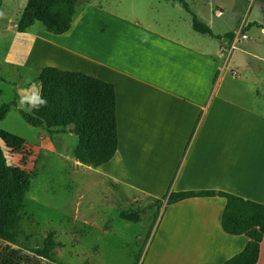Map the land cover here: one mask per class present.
<instances>
[{
	"label": "crops",
	"instance_id": "crops-1",
	"mask_svg": "<svg viewBox=\"0 0 264 264\" xmlns=\"http://www.w3.org/2000/svg\"><path fill=\"white\" fill-rule=\"evenodd\" d=\"M118 2L90 0L77 7L67 32H43L56 40H47L51 65L111 82L116 92L118 148L109 161L87 165L119 210L91 215L78 232L111 230L99 227L98 218L114 220L121 209L152 204L169 186L264 203V176L241 173L243 160L258 161V137H264V69H258L264 57L246 51L256 60H248L240 74L226 73L229 57L222 63L218 57L235 48V38L218 35L221 44L212 49L190 33L189 17L179 10L187 11L177 0H150L136 11L108 7ZM76 40L85 45L77 48ZM225 205L219 195L163 201L148 235L137 234L141 243L127 247L125 264H225L249 240L222 229ZM256 264H264V235Z\"/></svg>",
	"mask_w": 264,
	"mask_h": 264
},
{
	"label": "rangeland",
	"instance_id": "rangeland-1",
	"mask_svg": "<svg viewBox=\"0 0 264 264\" xmlns=\"http://www.w3.org/2000/svg\"><path fill=\"white\" fill-rule=\"evenodd\" d=\"M88 1L81 0L77 4L78 9ZM149 1L120 0L110 3L108 7H131L136 11ZM186 1L200 20L217 35L230 32L233 36L227 38L231 41L247 35L235 42V48L222 50L218 57L221 63L229 57L226 73H231L233 69L240 74L248 60H256L246 51L264 57V31L257 24L247 26L253 22L264 25V0ZM26 2L1 0L0 5V77L4 79L0 80V105L15 101L6 117L0 121V128L31 141L36 149L31 182L20 209L19 235L15 242L6 245V252L0 251V264H10L8 251L14 250L17 251V258L12 262L14 264H27V255L37 259L41 257L51 261V264H84L88 258L91 259L90 264H125L127 247L136 246L133 244L135 240L141 243L137 234L143 237L154 227L152 225L158 219L161 206L141 207L144 214L137 222L122 218L109 221L105 217L104 220L98 218L99 227H111L103 234L93 227H86L85 235L78 232L79 228L88 225L83 222L84 219L91 215L103 216V212L114 216L119 207L109 203V195L112 194L97 174L90 170V166L79 164L75 158L78 137L73 132L74 124L54 125L41 106L39 74L45 66L51 65V51H48L50 46L47 43L56 40L43 34L46 31L39 22L24 32L16 30L14 25ZM179 11H183L184 17H189L184 10ZM152 12L154 10L145 13ZM178 15L173 14L174 17ZM188 29L192 35L208 41L214 50L221 44L218 37L202 36L193 31L189 24ZM193 42L197 44L195 40ZM258 69L264 68L259 66ZM19 109L31 113L39 110L42 127L28 124ZM2 145L8 161L14 163L4 141ZM95 247L99 248V252ZM38 263H41L40 260Z\"/></svg>",
	"mask_w": 264,
	"mask_h": 264
},
{
	"label": "trees",
	"instance_id": "trees-1",
	"mask_svg": "<svg viewBox=\"0 0 264 264\" xmlns=\"http://www.w3.org/2000/svg\"><path fill=\"white\" fill-rule=\"evenodd\" d=\"M81 0H27L15 28L24 32L36 22L45 31L60 35L67 32L74 21L77 4ZM180 7L189 14L190 27L202 36L221 37L201 21L189 7L186 0H177ZM1 5V0H0ZM257 24L253 22L247 26ZM244 30V27L242 28ZM233 36L227 32L222 37ZM0 80H4L0 77ZM41 106L54 125L74 124L73 132L78 137L75 158L85 164L100 165L109 161L118 148V126L116 117V92L113 83L93 75L67 70L57 66H45L40 74ZM15 101L2 102L0 121L3 120ZM24 120L35 127H42L39 110L28 112L19 109ZM5 142L14 163H10L2 145ZM36 158L35 145L12 132L0 128V251H7L6 245L17 240L20 226V209L30 185ZM171 186L147 208L161 206L191 196L219 195L226 198L221 214L222 229L230 234H245L249 240L242 251L228 258L225 264H256L260 242L264 235V203L256 202L229 192L219 190L172 191ZM144 208L121 209L120 218L126 221H140ZM17 251H8L14 264ZM36 252L38 250L36 249ZM27 264H51L39 257L25 256Z\"/></svg>",
	"mask_w": 264,
	"mask_h": 264
},
{
	"label": "bare ground",
	"instance_id": "bare-ground-1",
	"mask_svg": "<svg viewBox=\"0 0 264 264\" xmlns=\"http://www.w3.org/2000/svg\"><path fill=\"white\" fill-rule=\"evenodd\" d=\"M76 41H77L76 42L77 48L85 45L84 40H80V41L76 40ZM48 49L50 50L51 48L48 47ZM256 150H257V160H258L257 162H254L252 159H247L245 161L243 160L241 173L245 177H252L253 179H258L264 176V137H258Z\"/></svg>",
	"mask_w": 264,
	"mask_h": 264
},
{
	"label": "built area",
	"instance_id": "built-area-1",
	"mask_svg": "<svg viewBox=\"0 0 264 264\" xmlns=\"http://www.w3.org/2000/svg\"><path fill=\"white\" fill-rule=\"evenodd\" d=\"M242 38H246V34H243V35H241L240 37H236L235 40L233 41V44H234V42H235L236 40H239V39H242ZM233 44H232V45H233Z\"/></svg>",
	"mask_w": 264,
	"mask_h": 264
}]
</instances>
